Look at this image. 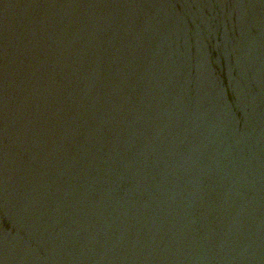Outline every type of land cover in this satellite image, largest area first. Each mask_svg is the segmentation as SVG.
I'll list each match as a JSON object with an SVG mask.
<instances>
[{
    "label": "water",
    "instance_id": "water-1",
    "mask_svg": "<svg viewBox=\"0 0 264 264\" xmlns=\"http://www.w3.org/2000/svg\"><path fill=\"white\" fill-rule=\"evenodd\" d=\"M0 264H264V0H0Z\"/></svg>",
    "mask_w": 264,
    "mask_h": 264
}]
</instances>
